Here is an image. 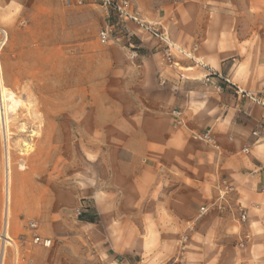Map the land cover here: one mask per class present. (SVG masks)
Returning a JSON list of instances; mask_svg holds the SVG:
<instances>
[{
    "label": "crops",
    "instance_id": "1",
    "mask_svg": "<svg viewBox=\"0 0 264 264\" xmlns=\"http://www.w3.org/2000/svg\"><path fill=\"white\" fill-rule=\"evenodd\" d=\"M171 16L167 30L172 41L194 61L176 54L180 68L172 69L151 55L133 70L140 71L136 86L144 91L139 104L105 107L109 182L105 204H95L105 229V264H146L142 258L147 256H153L149 264H168L178 238L159 226L179 222L184 230L181 264H264V108L229 87L217 89L227 79L264 97V0H190ZM243 18L258 23L242 24ZM124 61L112 62L105 75L109 94L126 90L132 68ZM151 90V99H142ZM174 110L182 113L180 126L172 118ZM205 132L216 146L195 140L194 135ZM165 150H171L168 160L178 162L183 174L196 178L197 188L209 194L210 201L200 207L208 208L205 214L189 190L177 200L172 193L157 200L155 161ZM127 170L136 184L124 185ZM218 176L233 187L231 201H222L223 178ZM131 192L140 198L135 206L117 199ZM237 209L247 213L246 223H240Z\"/></svg>",
    "mask_w": 264,
    "mask_h": 264
},
{
    "label": "rangeland",
    "instance_id": "2",
    "mask_svg": "<svg viewBox=\"0 0 264 264\" xmlns=\"http://www.w3.org/2000/svg\"><path fill=\"white\" fill-rule=\"evenodd\" d=\"M82 1L78 5L74 0H0V75L5 96L0 109L9 126L13 167L7 224L0 124V263L105 264V229L95 207L97 202L105 204L109 182L105 107L139 104L144 91L136 86L140 71H133L138 67L135 64L155 54L165 60L160 34L166 32L171 39L167 30L171 14L190 0H130L143 24L120 22L100 1ZM241 22L256 24L258 20L243 18ZM108 26L113 27L111 40L103 43L100 31ZM176 54L181 56L175 52V58ZM124 60L132 68L126 77V90L109 94L105 75L112 62ZM178 61L176 68H180ZM154 91H145L142 99H151L149 94ZM194 137L200 141V135ZM198 149L195 146L193 152ZM169 151L160 152L155 161L157 200L165 201L171 193L177 200V195H186L189 190L200 211L210 201L209 194L197 188L200 182L196 178L183 174L178 162L168 160L172 156ZM129 173L127 170L125 186L137 183ZM117 199L132 207L140 201L136 192L121 193ZM231 199L232 194L222 201ZM236 212L240 219V210ZM32 222L37 224L39 236L52 240L50 248L34 244L29 229ZM159 229L178 238V250L168 264H181L177 260L182 224H162ZM142 259L149 264L153 256Z\"/></svg>",
    "mask_w": 264,
    "mask_h": 264
},
{
    "label": "built area",
    "instance_id": "3",
    "mask_svg": "<svg viewBox=\"0 0 264 264\" xmlns=\"http://www.w3.org/2000/svg\"><path fill=\"white\" fill-rule=\"evenodd\" d=\"M69 1L71 2L72 0H69ZM74 1H76V3L78 5L83 4L82 0H74ZM96 1H100L105 7L113 10L120 22H132V23H137V24H143V22L140 19L139 10L131 3L130 0H96ZM150 31H152L153 34L156 33V32H154V30L152 28H150ZM112 32H113V27H111V26L103 28L100 31L101 41L103 43H108L111 40ZM160 38L162 39V41L164 42V45H165L163 54H164L166 63H167L169 68L174 69L177 67L175 52H179L183 55H186L187 57L192 58L191 54H188L185 51L178 48L171 41V39L169 38V36L166 32L160 34ZM225 86L229 87L242 100H250V101L254 102L255 104L264 108V97L263 96L255 95V94L246 92V91L242 90L240 87L233 85L227 79H223V83L220 86H217V89L219 91H222V89ZM171 115H172V118L174 119L175 125L180 126L182 123V113L179 110H174L171 113ZM253 136H255V137L258 136V133L254 132ZM200 139L202 141H204L205 143L211 145V146L217 145L209 132L203 133L200 136ZM243 152L245 154H248L249 149L244 148ZM219 188H220L219 192H220V196H221L222 200H224V198L226 196L232 194L234 191L233 187L228 183V181L226 179L220 180ZM200 211L202 214H205L208 211V208L203 207V208H201ZM79 214H82V212H79ZM240 220L244 223L247 221V213L244 210H241ZM29 229H30V231L33 232L32 241L34 242V244L41 245V246H44L46 248H50L52 246V240L51 239L42 238L41 236H39L36 233V230H37V224L36 223H33V222L30 223ZM187 240H188V237L184 236L182 239V243H186ZM182 248L183 247L181 246V253H180L181 255H180V257H178V260H177L180 263L182 262V251H183Z\"/></svg>",
    "mask_w": 264,
    "mask_h": 264
},
{
    "label": "bare ground",
    "instance_id": "4",
    "mask_svg": "<svg viewBox=\"0 0 264 264\" xmlns=\"http://www.w3.org/2000/svg\"><path fill=\"white\" fill-rule=\"evenodd\" d=\"M2 88L3 87H2V81H1V75H0V103H1V101L4 100V97H5ZM15 102H17V101H15ZM3 103H4V101H3ZM14 105L11 107L12 109L15 107ZM3 115H4L3 111H2V109H0V124H1L2 137H3L4 149H5V168H4L5 169V173H4V180H5V189H4L5 190V197H4V200H5V204L4 205H5L6 222L8 224L9 223V216H10L11 196H12L11 182L13 180L12 179L13 167L11 164V158H10L9 146H8V138H9L8 137V127L9 126H8L7 120H5V118H4L5 116H3ZM26 149H27V147H26ZM6 240H8V239L6 238ZM4 252H3V254H4ZM0 264H4L3 260Z\"/></svg>",
    "mask_w": 264,
    "mask_h": 264
}]
</instances>
